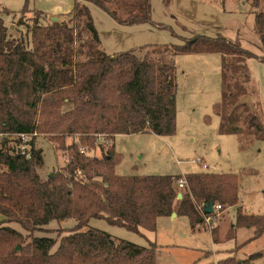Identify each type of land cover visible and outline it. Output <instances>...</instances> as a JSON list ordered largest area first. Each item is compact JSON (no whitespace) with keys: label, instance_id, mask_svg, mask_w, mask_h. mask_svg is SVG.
Here are the masks:
<instances>
[{"label":"trees","instance_id":"1","mask_svg":"<svg viewBox=\"0 0 264 264\" xmlns=\"http://www.w3.org/2000/svg\"><path fill=\"white\" fill-rule=\"evenodd\" d=\"M90 2L120 23L151 21L149 0H75L70 20L83 24L88 40L82 43L86 45L84 58L79 59L84 52L78 48L76 60L71 61L70 54L53 60L50 51L37 52L26 47L22 38H10L0 18V264H155L153 242L139 246L114 239L87 227L89 220L103 218L131 231H152L157 217L175 212L187 217L195 229L204 223L203 214L214 215L206 213L204 206L198 209L208 202L235 207V223L227 238L233 237L237 226H254V237L259 236L264 231V215L244 213L237 205L235 173L128 176L115 172L120 159L111 145L115 135L174 133L176 67L164 60L166 48L157 46L148 47L143 56L131 50L106 52L86 5ZM112 4L123 8L125 16L121 18ZM258 5L259 0H250L251 7ZM253 12L252 30L262 51L256 57L264 62V11ZM50 27L61 33L66 28L59 23ZM46 31L44 36L50 37ZM32 32L38 37L36 29ZM183 39L168 50L221 55V98L214 106L219 131L237 134L242 145L250 139H264L260 103L247 66L253 53L222 35L193 34ZM15 133L31 136L29 157L9 145L20 142L10 138ZM38 133L73 153L64 170L45 181L36 171L42 163V150L34 145ZM72 134L78 141L66 144L65 138ZM97 135L106 143L97 141ZM106 145L107 151L99 158L88 153ZM80 147H87V152L81 153ZM180 177L186 184L177 198ZM66 218H74L76 224L60 235L55 249L56 240L46 236H34L22 245L21 233L5 225L15 222L29 233L52 219ZM261 255L256 252L242 260L228 257L217 264H249Z\"/></svg>","mask_w":264,"mask_h":264},{"label":"rangeland","instance_id":"2","mask_svg":"<svg viewBox=\"0 0 264 264\" xmlns=\"http://www.w3.org/2000/svg\"><path fill=\"white\" fill-rule=\"evenodd\" d=\"M75 0H0V18L10 38H22L26 47L50 51V59L72 56L77 49L84 53L88 32L78 20L71 19ZM100 40V47L114 53L131 50L143 56L150 47H161L167 55L164 60L176 67L175 131L169 136L152 132L117 134L111 145L120 159L115 165L118 175H180L188 173H235L238 175V203L244 213L264 215V139H250L242 145L239 136L219 131L220 119L214 106L221 98V55L218 52L172 53L168 47L183 42L193 34L222 35L236 40L253 53L247 60L250 77L257 91L264 122V62L261 46L252 30L253 11H264V0L251 7L250 0H149L150 22L125 24L115 20L95 3H86ZM112 7L122 18L125 10ZM26 9V11H22ZM53 17L56 18L53 21ZM59 23L65 32L51 28ZM36 29L38 37L32 30ZM49 30L50 37L44 36ZM65 33V34H64ZM34 39V40H33ZM171 53V54H170ZM74 54H76L74 56ZM65 55V56H64ZM59 65V63L57 62ZM246 102L250 98L245 99ZM38 133L35 148L42 150V163L36 171L45 181L64 170L72 160V150L62 149L56 142ZM77 135H67L65 143L77 142ZM15 147L14 141L9 143ZM89 154L101 157L107 151L94 147ZM87 152V147H85ZM206 165V167H204ZM179 192L182 189H178ZM235 207H221L213 213L210 227L202 223L192 229L187 217L159 216L154 230L139 228L138 232L109 224L103 218H91L87 227L107 232L114 239H123L139 246L149 242L156 245L155 264H217L219 260L234 257L247 259L261 252L249 264H264V231L254 237V226H237L233 237L228 229L235 223ZM2 217L0 216V219ZM76 224L74 218L52 219L38 230L26 232L18 223L8 225L22 235L21 244L34 236H46L57 241ZM4 225V224H2ZM87 227H84L86 229ZM216 232V235L212 231ZM15 248L18 245L6 243Z\"/></svg>","mask_w":264,"mask_h":264},{"label":"built area","instance_id":"3","mask_svg":"<svg viewBox=\"0 0 264 264\" xmlns=\"http://www.w3.org/2000/svg\"><path fill=\"white\" fill-rule=\"evenodd\" d=\"M0 137H2V134H0ZM30 137H31L30 135H25L22 133H17V134L15 133V134L10 136V138L18 139L20 141L18 143V145H15L16 152H19L21 154H25L28 157L30 156L31 145L28 143ZM97 141L102 142V143H106V141L103 140L102 135H97ZM79 151L81 153L86 152L84 147H80ZM204 167H206V165H204ZM185 184H186V182H185V179L183 177H180L176 180V186L178 189H183ZM202 206L205 207V205L198 206V209L201 211L203 209ZM212 208H213V213H215L216 211H219L221 209V205L216 203V204H213ZM203 221H204L205 225L210 227L211 216H205V214H203Z\"/></svg>","mask_w":264,"mask_h":264},{"label":"water","instance_id":"4","mask_svg":"<svg viewBox=\"0 0 264 264\" xmlns=\"http://www.w3.org/2000/svg\"><path fill=\"white\" fill-rule=\"evenodd\" d=\"M52 20L55 21L56 18L53 17ZM50 176H52V174H51ZM180 197H181V192H178V194H177V198H180ZM212 206H213V204H212L211 202L206 203V204H205L204 211H205L206 213H211V212H213V208H212ZM174 215H176V213H175V212H172V213H171V216H174Z\"/></svg>","mask_w":264,"mask_h":264},{"label":"crops","instance_id":"5","mask_svg":"<svg viewBox=\"0 0 264 264\" xmlns=\"http://www.w3.org/2000/svg\"><path fill=\"white\" fill-rule=\"evenodd\" d=\"M174 216L176 217V216H177V214H176V215H174ZM174 216H171V218H172V217H174Z\"/></svg>","mask_w":264,"mask_h":264}]
</instances>
